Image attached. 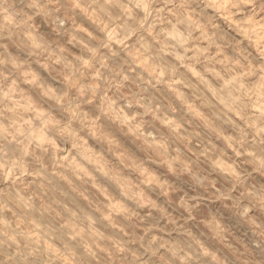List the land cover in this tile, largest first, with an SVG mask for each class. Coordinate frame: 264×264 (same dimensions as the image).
Instances as JSON below:
<instances>
[{
  "label": "clouds",
  "instance_id": "clouds-1",
  "mask_svg": "<svg viewBox=\"0 0 264 264\" xmlns=\"http://www.w3.org/2000/svg\"><path fill=\"white\" fill-rule=\"evenodd\" d=\"M0 264H264V0H0Z\"/></svg>",
  "mask_w": 264,
  "mask_h": 264
}]
</instances>
